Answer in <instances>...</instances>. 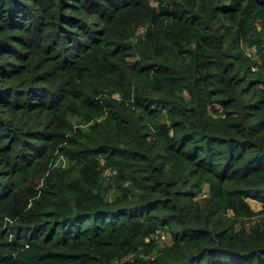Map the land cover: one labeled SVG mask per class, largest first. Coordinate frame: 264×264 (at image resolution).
Wrapping results in <instances>:
<instances>
[{
  "label": "trees",
  "instance_id": "obj_1",
  "mask_svg": "<svg viewBox=\"0 0 264 264\" xmlns=\"http://www.w3.org/2000/svg\"><path fill=\"white\" fill-rule=\"evenodd\" d=\"M0 264H264V0H0Z\"/></svg>",
  "mask_w": 264,
  "mask_h": 264
},
{
  "label": "rangeland",
  "instance_id": "obj_2",
  "mask_svg": "<svg viewBox=\"0 0 264 264\" xmlns=\"http://www.w3.org/2000/svg\"><path fill=\"white\" fill-rule=\"evenodd\" d=\"M249 52H251L253 55L256 54L255 48L251 49ZM256 58H257V55H256ZM248 202L250 203V205L253 209L258 210L260 208V203L258 201H255L251 198H248ZM159 237L163 242H169L170 241V238L166 233H161Z\"/></svg>",
  "mask_w": 264,
  "mask_h": 264
},
{
  "label": "built area",
  "instance_id": "obj_3",
  "mask_svg": "<svg viewBox=\"0 0 264 264\" xmlns=\"http://www.w3.org/2000/svg\"><path fill=\"white\" fill-rule=\"evenodd\" d=\"M253 48H255V46L246 48V52H247L248 56H251V57H254L255 58L257 54L253 55L251 52H249ZM255 50H256V48H255ZM158 234L160 235L161 233H158ZM158 234H156L155 237H158L159 236Z\"/></svg>",
  "mask_w": 264,
  "mask_h": 264
}]
</instances>
